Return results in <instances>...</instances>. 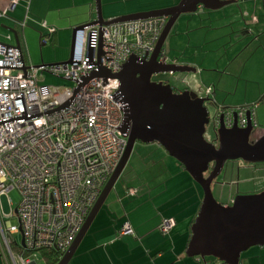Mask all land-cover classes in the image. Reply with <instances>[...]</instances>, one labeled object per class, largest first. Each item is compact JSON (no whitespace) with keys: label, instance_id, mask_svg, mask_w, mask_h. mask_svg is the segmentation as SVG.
I'll return each mask as SVG.
<instances>
[{"label":"built area","instance_id":"1","mask_svg":"<svg viewBox=\"0 0 264 264\" xmlns=\"http://www.w3.org/2000/svg\"><path fill=\"white\" fill-rule=\"evenodd\" d=\"M17 3L11 0L0 19ZM166 22L152 18L76 29L71 63L30 66L26 72L23 53L0 43V194L17 191L20 196L14 214L17 224L0 216V251L11 264H30L26 253L55 252L62 258L72 246L127 147V135L120 132L125 105L118 97L119 81L91 76L100 70L117 75L131 57L139 63L148 61ZM158 62L169 63L163 51ZM44 73L72 87L39 85ZM211 93L207 88L206 98ZM258 105L216 107L211 117L214 130L220 129L221 118L228 130L234 118L244 129L248 114L254 128ZM174 225L163 219L158 230L167 235ZM119 235L133 236L134 231L124 223Z\"/></svg>","mask_w":264,"mask_h":264},{"label":"crops","instance_id":"2","mask_svg":"<svg viewBox=\"0 0 264 264\" xmlns=\"http://www.w3.org/2000/svg\"><path fill=\"white\" fill-rule=\"evenodd\" d=\"M225 1L234 3L215 12L202 8H198L196 12L201 17L200 24L193 25V29L200 28L207 32L202 50L207 44L210 35L208 32L212 28H217L227 34V39L231 43L233 39L238 40L236 43H240L239 34L242 30L244 35L253 39L254 50L264 54V0ZM10 2L11 0H0V12L8 9ZM100 2L102 17L104 15L103 19L108 21L121 16L171 8L180 0H100ZM196 13L190 16L185 15L187 22L196 19ZM96 16L95 0H18L17 5L7 11L6 17L0 19V43L15 46L14 36L5 28L12 29L17 32L23 53V44L27 41V36L33 35L35 38L39 32L40 39L47 38L52 43L59 44L65 39L70 57L71 45L72 48L74 45V30L90 24L96 20ZM179 22L180 19L173 26L171 35L174 31L177 33L176 28L180 25ZM214 23L222 24L214 27ZM187 25L186 37L189 43L187 49L182 53L177 52L172 60L162 50L169 61L168 64L195 69L194 74H185L188 78L192 75L194 77L208 75L205 71L210 70L211 73H215L214 68L202 71L196 67L192 51L199 49L201 44H192L191 24ZM49 29L54 30V34L49 35ZM46 32L48 34L44 35ZM217 70L220 69L217 67ZM189 86L190 83L183 91L190 90L201 98L207 97L203 91L200 94L195 88ZM207 88H212L209 98L214 106L226 109L254 105L258 97L257 103L260 105L264 98V89H262L254 96L228 99L229 101H225L226 106L218 105L215 102L219 98L215 87ZM178 92L182 91H175V93ZM254 119L257 123L255 115ZM262 129L264 134V126ZM155 155L158 158L152 162V166L156 169L150 172V175L155 179L164 176L165 179L153 186L127 185L123 197L119 200V206L108 204L107 197L68 264H222L217 260L191 258L186 254L191 237V226L198 215L203 194L184 168L174 159L169 160L168 154L159 149V145L155 148ZM128 190H134L136 194L129 196ZM163 219H171L175 223L174 228L167 235L160 234L158 230ZM124 223L131 226L134 231L133 236L119 235ZM3 259L0 255V264L11 263L8 258L3 257ZM240 262L264 264V247H259L250 255L241 256Z\"/></svg>","mask_w":264,"mask_h":264},{"label":"water","instance_id":"3","mask_svg":"<svg viewBox=\"0 0 264 264\" xmlns=\"http://www.w3.org/2000/svg\"><path fill=\"white\" fill-rule=\"evenodd\" d=\"M230 3L234 2L180 0L171 8L105 21L102 17L101 2L95 0L96 20L85 26L102 28L152 18H166L167 22L148 61L139 63L137 58L131 57L117 75L100 70L91 76L112 77L119 81L118 97L125 105L124 122L120 132L127 135V147L118 168L104 187L81 231L58 264H68L75 254L125 169L136 143L157 144L162 147L170 158L184 168L202 191L201 206L191 226V237L186 251L189 257L202 260L210 257L222 264H240L242 253L254 247H264V191L255 195L237 196L231 205L223 206L215 200L211 190L213 180L221 174L226 162L241 160L248 164L264 163V134L254 143L250 142L249 139L254 133L250 114L247 115V126L244 129L236 126L234 118V125L228 130L223 126L221 118V127L216 132L219 143L216 149L204 140L205 128L211 120L207 104L214 106L210 99L201 98L190 90L175 93L169 83L151 82V79L158 75L195 73V69L187 66L158 62L165 41L180 17L193 15L198 8L215 12ZM5 29L14 36L15 49L22 53L17 32ZM98 47L100 50L101 31ZM72 49L71 45L69 60L61 64L72 62ZM92 55L93 48L89 47V59H92ZM40 67L42 66L35 68ZM27 69L28 67L23 66L24 72ZM182 83L189 85L188 81L183 80ZM210 164H214L213 171L208 178H204ZM14 213L16 214V210Z\"/></svg>","mask_w":264,"mask_h":264},{"label":"rangeland","instance_id":"4","mask_svg":"<svg viewBox=\"0 0 264 264\" xmlns=\"http://www.w3.org/2000/svg\"><path fill=\"white\" fill-rule=\"evenodd\" d=\"M196 14V19H193L192 22H187L185 15L179 18L180 25L176 28L177 33L174 31L172 35L171 33L169 34L165 41L163 51L172 60L176 57L177 52L182 53L187 49L189 43L186 37V27L190 23V28H192V31L194 30L190 33L193 39L192 44H201L199 49L192 51L196 67H199L202 71L214 68L216 72L211 73V70L205 71L208 75H196L195 77L192 75L189 78L185 74H164L158 75V79L167 81L174 91H183L186 89V85L182 83L183 80L188 81L190 83L189 87L195 88L200 94L201 91L205 93L207 87L214 86L217 97H219L215 102L218 105L224 106H226L225 101L228 99H243L245 96H254L258 91L264 89V54L254 50L255 44L252 45L253 39L244 35L243 31L240 30V43H236L238 40L235 39L231 43L227 39V34L221 29L217 30V28H212L213 30L211 29L208 32L210 35L207 44L204 46V50H202L205 33L207 32L198 27V29H193V25L200 24L201 17L199 13ZM221 24L214 23L213 25L216 27ZM46 34L48 33L46 32L44 35ZM61 35L64 34L61 33ZM39 37V32L35 38L33 35H28L27 41L23 44V56L26 67L55 65L69 60V47L62 36L61 38L63 40L59 44L52 43L47 38L40 39ZM67 38L69 39V37ZM217 67L220 70H217ZM223 73L225 75H222ZM252 82L256 84H252ZM38 84L61 89L72 87V84L53 77L48 73H44L39 78ZM257 102H259V97L254 103L256 104ZM207 108L213 118L216 107L208 103ZM254 115L256 120H258L256 128L254 129L258 131L264 126V102L258 108H255ZM212 118L211 122L205 128L204 140L208 143L217 144V133L214 130ZM156 146L157 144H135L125 169L108 196V204L112 203L115 206H119V200L123 197L127 185L138 187L143 184H149L153 186L155 183H159L165 179L164 176L155 179L150 175V172L156 169V167L152 166V162L158 158L155 155ZM159 149L163 150L160 146ZM168 159L173 160L170 157ZM217 182V184L212 185L211 190L215 200L223 206L231 205V200H234L237 196L259 194L264 191V163L248 164L241 160L230 161L226 164L222 174L217 178ZM195 186H197L202 194L200 187L196 183ZM19 201L20 196L17 191L0 194V216L4 221H10L13 225L17 224L14 210ZM120 215L122 216L121 212ZM15 239L20 243V235H16ZM258 249L259 247L251 248L245 253H242L241 256L250 255ZM0 255L3 259L1 251ZM206 259L215 260L210 257ZM29 260L31 264H45L41 253L30 254Z\"/></svg>","mask_w":264,"mask_h":264},{"label":"flooded vegetation","instance_id":"5","mask_svg":"<svg viewBox=\"0 0 264 264\" xmlns=\"http://www.w3.org/2000/svg\"><path fill=\"white\" fill-rule=\"evenodd\" d=\"M151 82H153V83H168L167 81H163V80H160V79H158V77H154V78H152L151 79ZM174 91V90H173ZM175 92V91H174ZM254 128H256V125H255V127ZM253 128V131H254V133L252 134V136L250 137V142L251 143H254L256 140H258L259 138H260V135L262 134V132H263V129L261 128L260 130H258V131H255V129ZM263 135V134H262ZM208 143V142H207ZM209 144H211V145H213L216 149H218V146H219V143H218V139H217V144H215V143H209ZM227 163H229V162H226L225 163V165H224V168H225V166H226V164ZM213 168H214V164H210V166H209V168H208V171L204 174V178H208L209 177V175L211 174V172L213 171ZM224 168H223V170H224ZM223 170H222V172H223ZM222 172H221V174H222ZM220 174V175H221ZM219 175V176H220ZM218 176V177H219ZM217 177V178H218ZM217 178H215L214 180H213V182H212V184H211V187H212V185H214V184H217L218 182H217ZM233 201L234 200H231V204L233 203Z\"/></svg>","mask_w":264,"mask_h":264},{"label":"trees","instance_id":"6","mask_svg":"<svg viewBox=\"0 0 264 264\" xmlns=\"http://www.w3.org/2000/svg\"><path fill=\"white\" fill-rule=\"evenodd\" d=\"M263 100H264V98L262 99L261 102H263ZM128 192H129V190H128ZM29 255L30 254L26 253V254H24V257L25 258H29ZM41 255H42V257H43V259L45 261V264H58V262L61 259L60 255L55 253V252H42ZM240 264H242V263L240 262Z\"/></svg>","mask_w":264,"mask_h":264}]
</instances>
